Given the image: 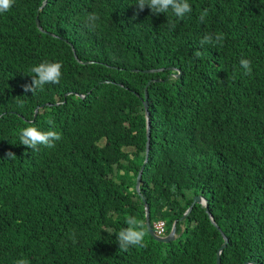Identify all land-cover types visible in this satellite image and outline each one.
Segmentation results:
<instances>
[{
  "label": "trees",
  "instance_id": "obj_1",
  "mask_svg": "<svg viewBox=\"0 0 264 264\" xmlns=\"http://www.w3.org/2000/svg\"><path fill=\"white\" fill-rule=\"evenodd\" d=\"M43 1L0 14V264H216L221 232L220 264H264V0H188L183 19L137 15V0ZM42 62L61 63L60 83L25 93ZM30 125L62 139L33 151ZM197 194L219 229L201 204L181 218ZM144 204L160 236L176 221L173 240L149 233ZM130 216L146 246L120 251Z\"/></svg>",
  "mask_w": 264,
  "mask_h": 264
},
{
  "label": "clouds",
  "instance_id": "obj_2",
  "mask_svg": "<svg viewBox=\"0 0 264 264\" xmlns=\"http://www.w3.org/2000/svg\"><path fill=\"white\" fill-rule=\"evenodd\" d=\"M15 0H0V14H4L11 10ZM137 7V15L146 7L151 10L153 15L166 14L170 10L173 15L179 19H183L186 14L192 11L188 0H137L135 5ZM208 15V10L205 9L199 19L203 21ZM99 16L96 13H89L86 17L87 26L90 28L96 27V22ZM223 34H216L213 40L212 34H206L201 40V45L204 44H219L223 41ZM195 57H199V51L194 53ZM240 66L244 70L245 75L251 74V62L247 59L241 58ZM32 82L24 86L25 93L31 92L33 95L37 91H43L45 85L59 84L62 77V65L59 62H42L39 65L33 66L30 69ZM51 125L53 121L49 120ZM20 143L25 147L37 150L39 146L43 145L47 148H54L56 142L62 139L61 135L55 130L41 131L35 126H28L22 128L19 133ZM9 159L15 158L12 152L7 153ZM127 227L121 229L116 233L117 243L120 251L127 252L129 248L144 247L146 231L142 221L137 220L136 217L130 216L126 220ZM75 242V234L70 237ZM16 264H29L27 260H19Z\"/></svg>",
  "mask_w": 264,
  "mask_h": 264
},
{
  "label": "water",
  "instance_id": "obj_3",
  "mask_svg": "<svg viewBox=\"0 0 264 264\" xmlns=\"http://www.w3.org/2000/svg\"><path fill=\"white\" fill-rule=\"evenodd\" d=\"M45 2L46 1L44 0L43 1V4ZM36 21H37V19H36ZM149 71H154V70H149ZM176 76H179V73L176 74ZM147 98H148V95H147V92L145 90V95H144V98H143V106H144V110H145V119H146L145 158H144L143 163L141 164V166H140V168L138 170V173H137L136 182H135V188H136V190H139L140 178H141V175H142V172H143V169H144V165H145V163L147 161V154H148V150H149V125H150V123H149V117H148V100H147ZM194 204L204 205V207L206 208V213L208 214V216L210 218V221L219 229V227L215 224L212 215L209 212L206 199L204 197H202V195H200V194L194 195L192 197L191 204L184 211V213L182 214L181 218L185 217L190 212V210L192 209V207H193ZM144 210H145V224H146V227H147L149 233L156 240L162 241V242H167V241L173 240L176 237V235H175V223H176V221H174L172 223L171 229H170V231H169V233L167 235H165V236H159V235H157V234L154 233V231H153V229H152V227L150 225L149 209H148V205L147 204H144ZM221 235L223 237V242L218 247L217 252H216V264H220V253L222 252V250L224 249V247L226 246L227 241H228L223 232H221ZM243 264H256V263H254V262H248L247 261V262H244Z\"/></svg>",
  "mask_w": 264,
  "mask_h": 264
},
{
  "label": "built area",
  "instance_id": "obj_4",
  "mask_svg": "<svg viewBox=\"0 0 264 264\" xmlns=\"http://www.w3.org/2000/svg\"><path fill=\"white\" fill-rule=\"evenodd\" d=\"M153 227H154V233L157 234V235H161L164 231V222L163 221H157V222H154L153 223Z\"/></svg>",
  "mask_w": 264,
  "mask_h": 264
},
{
  "label": "bare ground",
  "instance_id": "obj_5",
  "mask_svg": "<svg viewBox=\"0 0 264 264\" xmlns=\"http://www.w3.org/2000/svg\"><path fill=\"white\" fill-rule=\"evenodd\" d=\"M39 23H40V22H39ZM207 201H208V200H207ZM225 236H226V235H225ZM60 246H61V245H60ZM72 250H73V249H72ZM66 253H67V252H66ZM67 254H68V253H67ZM67 254H66V255H67ZM66 260H67V259H66ZM67 262H68V261H67Z\"/></svg>",
  "mask_w": 264,
  "mask_h": 264
}]
</instances>
